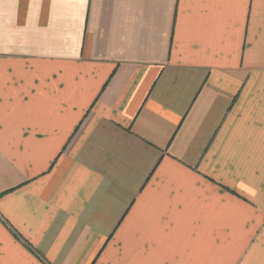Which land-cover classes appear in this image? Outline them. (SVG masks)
<instances>
[{
	"label": "crops",
	"instance_id": "1",
	"mask_svg": "<svg viewBox=\"0 0 264 264\" xmlns=\"http://www.w3.org/2000/svg\"><path fill=\"white\" fill-rule=\"evenodd\" d=\"M0 264H264V0H0Z\"/></svg>",
	"mask_w": 264,
	"mask_h": 264
}]
</instances>
